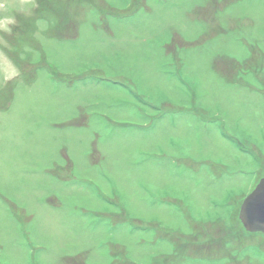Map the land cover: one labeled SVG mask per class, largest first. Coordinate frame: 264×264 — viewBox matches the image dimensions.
Segmentation results:
<instances>
[{"label": "rangeland", "instance_id": "374dc122", "mask_svg": "<svg viewBox=\"0 0 264 264\" xmlns=\"http://www.w3.org/2000/svg\"><path fill=\"white\" fill-rule=\"evenodd\" d=\"M39 2L0 0V264H173L196 223L244 231L264 0H69L71 39ZM241 236L222 251L236 262L179 264H264V234Z\"/></svg>", "mask_w": 264, "mask_h": 264}, {"label": "trees", "instance_id": "16d2710c", "mask_svg": "<svg viewBox=\"0 0 264 264\" xmlns=\"http://www.w3.org/2000/svg\"><path fill=\"white\" fill-rule=\"evenodd\" d=\"M67 3L69 4V0H40V6L37 11L38 14L44 15H40L39 20L55 21L54 25L50 26L49 33L60 39L76 38L79 33V26L81 24L80 20L75 19L77 12L75 10H69L70 6H67ZM82 3L83 2H81V4ZM68 10L70 13H68ZM57 15L58 17L67 15L68 18L57 19L55 18L57 17ZM240 205L241 204H239L237 208L236 215H238ZM237 223L239 224L240 228L244 230L241 232H245V228L243 227L239 219H237ZM234 226L229 227L220 220L204 224L196 223L194 225L195 229L193 230V233L191 235L177 233L174 237H172V240L175 243V252L167 258L169 259V261H173V264H179L178 256L183 252L191 254L195 252L197 253L196 255H220L222 254V251L225 250V247L229 246L227 244L228 242L231 243V241L238 239L242 235L241 232H235V230L233 229ZM228 239L231 240L229 241ZM214 245H217L218 249L212 251L213 249L211 248H213ZM243 249L245 248L243 247ZM222 255L226 257L228 256L232 259V262H236L234 259L235 256L227 255L224 253Z\"/></svg>", "mask_w": 264, "mask_h": 264}, {"label": "water", "instance_id": "95a60500", "mask_svg": "<svg viewBox=\"0 0 264 264\" xmlns=\"http://www.w3.org/2000/svg\"><path fill=\"white\" fill-rule=\"evenodd\" d=\"M239 219L246 231L264 234V177L243 199Z\"/></svg>", "mask_w": 264, "mask_h": 264}, {"label": "bare ground", "instance_id": "6f19581e", "mask_svg": "<svg viewBox=\"0 0 264 264\" xmlns=\"http://www.w3.org/2000/svg\"><path fill=\"white\" fill-rule=\"evenodd\" d=\"M24 132V131H23Z\"/></svg>", "mask_w": 264, "mask_h": 264}, {"label": "flooded vegetation", "instance_id": "af4514ba", "mask_svg": "<svg viewBox=\"0 0 264 264\" xmlns=\"http://www.w3.org/2000/svg\"><path fill=\"white\" fill-rule=\"evenodd\" d=\"M178 57V56H177Z\"/></svg>", "mask_w": 264, "mask_h": 264}]
</instances>
